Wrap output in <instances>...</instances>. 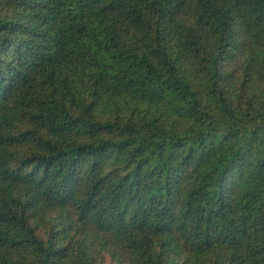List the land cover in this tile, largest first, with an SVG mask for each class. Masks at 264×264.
I'll return each mask as SVG.
<instances>
[{
    "label": "trees",
    "instance_id": "obj_1",
    "mask_svg": "<svg viewBox=\"0 0 264 264\" xmlns=\"http://www.w3.org/2000/svg\"><path fill=\"white\" fill-rule=\"evenodd\" d=\"M0 264H264V0H0Z\"/></svg>",
    "mask_w": 264,
    "mask_h": 264
}]
</instances>
